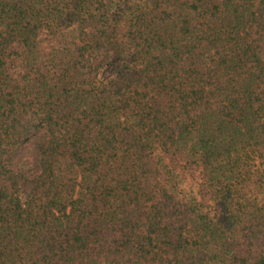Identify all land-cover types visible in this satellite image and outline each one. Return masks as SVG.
<instances>
[{"label":"trees","instance_id":"obj_1","mask_svg":"<svg viewBox=\"0 0 264 264\" xmlns=\"http://www.w3.org/2000/svg\"><path fill=\"white\" fill-rule=\"evenodd\" d=\"M0 264H264V0H0Z\"/></svg>","mask_w":264,"mask_h":264}]
</instances>
